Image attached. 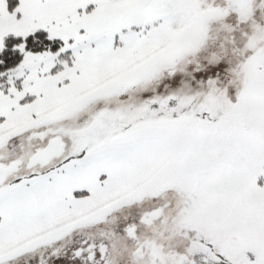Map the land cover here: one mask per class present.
<instances>
[{
    "label": "snow or ice",
    "instance_id": "1",
    "mask_svg": "<svg viewBox=\"0 0 264 264\" xmlns=\"http://www.w3.org/2000/svg\"><path fill=\"white\" fill-rule=\"evenodd\" d=\"M0 264H264V0H0Z\"/></svg>",
    "mask_w": 264,
    "mask_h": 264
}]
</instances>
